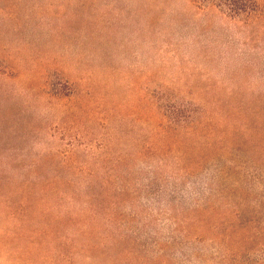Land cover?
Listing matches in <instances>:
<instances>
[{
    "label": "rangeland",
    "instance_id": "374dc122",
    "mask_svg": "<svg viewBox=\"0 0 264 264\" xmlns=\"http://www.w3.org/2000/svg\"><path fill=\"white\" fill-rule=\"evenodd\" d=\"M249 1L0 0V195L17 213L0 205V264H264V0ZM39 178L68 221L51 245L20 202ZM92 179L119 204L70 241L94 224Z\"/></svg>",
    "mask_w": 264,
    "mask_h": 264
},
{
    "label": "trees",
    "instance_id": "16d2710c",
    "mask_svg": "<svg viewBox=\"0 0 264 264\" xmlns=\"http://www.w3.org/2000/svg\"><path fill=\"white\" fill-rule=\"evenodd\" d=\"M219 2L223 7L228 9L233 14L251 13L257 8V6L254 3L253 5H251L252 2L249 0H219ZM177 118L178 119L174 118L172 120L181 123L183 117L177 116ZM58 182L59 181L56 179H50V180H44L40 178L34 180L23 179L21 181V186L19 187L21 195H23V193L27 191L25 197L23 196L22 199L23 198L27 199V194H28V199L26 203L24 201H20V202L24 203V206L27 209L35 208L34 210L39 211L40 216L43 218V220L39 222V225L41 224L42 226L41 231L38 230L32 231L33 232L32 234L35 235L34 238L49 239L48 243L50 245L62 239L61 234L59 233L60 225L66 228L68 224V221L65 220L64 217L62 216L63 211L60 210V206L57 203L58 196L62 195V193L60 192L61 189L57 187ZM60 183L63 185V182ZM111 184H113V182L108 179H101V181H95L94 179L89 180V183L87 185V190L85 192V197L88 199L87 203L89 204L88 206L89 211L81 212V213L87 219L93 221L94 224L87 225L84 222H82V224L79 223L78 229L76 231L75 230L72 231L70 236L71 239L70 237H66L67 239L73 241V239L74 240L80 239L81 237H86L88 235H91L93 231L96 230V220H98L99 218V213H102V211L106 210L107 208L105 207L106 201H109L108 207L111 208L112 211H115V209L119 204L118 203L119 195H115V193L109 190V186ZM114 186H115V192L117 193V190L120 186V182L115 184ZM91 189L98 191H96L95 193H91L90 192ZM66 196L67 195H65V197ZM31 198L35 199L37 205L31 200ZM72 199H74V197H72ZM3 203H4V207L2 209L3 211L6 212L8 210L11 211L12 217L17 215V213L15 214L13 210L14 204L4 194L0 195V205ZM21 205L23 206V204ZM38 205H39V209L37 208ZM195 209H196L195 210L196 213H198V211L201 210L199 206ZM112 217L111 215H107L105 220L112 221ZM16 220L18 222H22V218L21 219L17 218ZM31 243L35 244L34 241H31Z\"/></svg>",
    "mask_w": 264,
    "mask_h": 264
}]
</instances>
